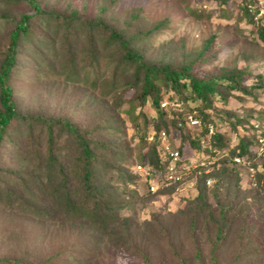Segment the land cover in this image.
<instances>
[{
	"label": "trees",
	"instance_id": "obj_1",
	"mask_svg": "<svg viewBox=\"0 0 264 264\" xmlns=\"http://www.w3.org/2000/svg\"><path fill=\"white\" fill-rule=\"evenodd\" d=\"M117 1L103 0L92 16H85L77 9L59 12L42 6L41 0L0 1V6L10 5L8 10L1 7L0 14L13 15L14 22L7 47L0 48V208L20 217L16 224L0 231V247L11 239L15 248L20 247L19 254L0 255V264L94 263L96 255L92 249L74 243L41 256L38 245L42 237L37 235L39 227L30 222L31 218L76 228L82 236L87 232L90 243L98 245L105 241L118 249L125 247L141 264H264V223L256 228L254 223L248 222L255 215L246 197L241 195L239 171H235V180L225 181L232 173L226 165L228 159L234 155L243 156L246 163L242 165L252 169L253 180L257 183L254 200L264 210V152L256 154L251 147L256 134L250 133L255 115L257 120L264 121V104L244 112L227 108L232 98L245 102L246 97L251 96L252 101L259 104L256 99L264 96V69L261 70L256 62H249L235 67H214L199 76L196 64L209 61L211 57L218 58L213 47L214 36L191 50L185 49L183 37L171 38L152 53L148 51L150 40L170 29V19L148 21L142 5L114 12ZM228 1L231 0H207L214 2L216 8ZM254 2L240 0L237 5H242L239 9L245 26L248 24V32L257 34L264 43V19L256 23L248 9V4ZM21 4H25L23 10ZM185 7L194 16H201L203 12L192 10L187 3ZM230 14L220 13L219 16L229 17ZM207 15L211 16L212 11ZM34 18L37 23L32 22ZM32 25L39 29L36 37H32ZM101 54L106 56L105 65L97 59ZM22 67L24 70L16 73L19 81L13 84L10 71ZM102 68L110 71L109 77L98 79L88 90L95 95L100 84L97 94L101 98L109 96L112 107L118 109L126 103L129 115L139 107V113L147 118L143 107L150 102L157 111L153 124L156 130L166 128L162 116L170 112L181 116L182 112L195 110L203 121H213L216 127L211 138L213 147L206 151L213 155V148L222 151L231 147L229 156L216 160L210 173H205L203 167L192 171L196 194L187 197L183 208L177 211L185 224L186 235L181 238L184 244L173 243L172 233L163 229L158 218H154L155 225L148 223L150 235L167 244L168 260L155 262L148 256L134 238L130 218L120 217L116 202L110 198L116 183L108 180L116 177L115 182L125 186L121 177L135 174L131 166H124L131 150L120 137L113 135L111 126L78 121L75 104L67 106L65 101L63 107H68L67 113L60 108L55 116L35 112L22 101L19 84L24 80V73L36 86L26 91L32 96L40 92L37 87L43 80H55L60 76L72 79L81 72ZM237 92L240 96L234 97ZM16 93L20 98L14 97ZM163 100L167 102L165 108L160 107ZM80 102L81 99L76 101ZM174 106L182 111L177 112ZM245 124L249 125L250 132ZM242 128L247 129V134L231 143L227 133H237ZM262 133L263 129L257 134L261 136ZM181 134L182 141L188 139L191 147L200 149L204 131L194 134L193 138L188 129ZM151 143L140 163L147 162L154 169L165 171L167 162L158 157L157 142ZM208 178L216 179L221 187L229 185L230 190L225 195L216 187L211 190ZM179 182L168 185L177 187ZM173 189L169 186L166 192ZM40 227L44 228L41 224ZM226 244L231 248L228 254L224 253ZM186 246L193 247L194 251L186 253Z\"/></svg>",
	"mask_w": 264,
	"mask_h": 264
},
{
	"label": "rangeland",
	"instance_id": "obj_2",
	"mask_svg": "<svg viewBox=\"0 0 264 264\" xmlns=\"http://www.w3.org/2000/svg\"><path fill=\"white\" fill-rule=\"evenodd\" d=\"M102 1L103 0H41V5L53 8L59 12L77 9L85 16H92L95 12V7ZM197 1L198 3L193 0H187L185 2H181V0H118L114 5L116 7V9L114 8V12H120L123 8L142 5L144 8L143 15L148 21H156L164 17L170 19V29L156 34V36L150 40L148 51L152 53L157 51L160 44L166 43V41L171 38L178 40L183 37L186 40L185 49L191 50L202 46L205 40L214 36L216 39L214 38L213 47L217 52L218 58L211 57L209 61L196 64L195 69L199 76H203L205 73L210 72L214 67H235L244 63L249 64V62H256L261 70L264 69V64L262 63L264 62V43L258 38L257 34L248 32V24L245 26V19L241 14V9H239L242 5L239 4V7L237 5L240 0H231L227 3H222L219 5V8L213 6L214 2L208 3L207 0ZM186 3L194 11H203L201 16H194L189 12L185 7ZM200 4L201 7H199ZM204 4H206L205 8H203ZM1 7L8 10L10 5L0 6V9ZM20 8L23 10L25 4H21ZM209 11H212L211 16L207 15ZM230 12L231 14L229 17L226 15L223 17L219 16L220 13L227 14ZM12 18L13 15L4 17L0 14V48L3 47V49H5L7 47L6 41L8 40L9 32L14 27ZM33 21L35 23L38 22L37 18H34L32 22ZM36 25L31 26L32 37H36L39 33L37 32L39 29ZM176 40L175 43L178 42ZM56 46L57 45L54 46L55 49ZM22 54L25 55V51ZM23 55L20 57H23ZM97 59L102 62V65L107 63L104 54L97 56ZM1 60L2 56L0 53V61ZM106 69L107 68L93 69L87 72H81L80 74L74 75L72 79L60 76L55 78V80H43L37 87L40 92L32 96L27 95L26 91L32 90L36 86L33 81L30 80L31 78H27V74L24 73V80L19 84V91H22L21 97L26 107L46 115H58L57 111H59L60 108L63 112L67 113L66 110L68 107L64 109L63 104H65V102L67 106L75 104L76 107H74V109L77 110L76 116L78 121L84 123L92 121V124L101 122L109 127L111 126L113 135L120 137L121 141L128 145L131 154L127 162L124 163V166L126 168L131 166V170L136 175L131 172L134 176H119V178L121 177L123 182L126 183L125 186L124 183L119 184L115 182L116 177L108 180L107 182H112V184L116 183V187L111 189L110 198L116 202V209L120 217L125 216L130 218L134 238L144 251L147 252L148 256L155 262H161V260L165 261L169 259L167 244L150 235V229L148 230V225L150 224L148 223H151L152 226L154 218H158L160 225L164 227L163 229L165 231L169 229L170 233H172L173 238L170 237V240H172L173 243L181 242L184 244L181 238L186 235L184 229L185 224L178 217L177 211L183 208L187 197H193L196 194L193 182L194 174L191 173L192 175L190 174L188 176L183 175L179 179L174 180L180 181L176 187V185H168L173 181L165 184L166 181L163 179L164 171L161 172V169H154V167L147 162L144 164L140 163L142 154L151 146V142H157V145L159 144L157 140L160 139L161 131H166L167 134L175 132L172 115L166 114L162 116L166 122V128L156 130L153 124L156 123L157 120V118H154L155 115L157 116V111L150 102L143 107L147 116V118H144V116L139 113V107L130 115L127 113L129 106L126 103L118 109L112 107L110 105L111 98L109 96L101 98L97 94L101 88L100 84L98 85L95 95L90 93L91 91L88 90V88H92L95 81L102 77H109L110 71ZM20 70H24V68L22 67L19 70L13 69L10 71V81L13 84H17L19 81V76L16 73L20 72ZM31 74V76L34 77L35 74ZM249 81H251V78ZM235 94L234 97L240 96L239 92ZM19 96L20 95L17 93L14 94L15 98H20ZM68 97L69 99L66 100ZM78 99H81L80 103H76ZM246 99L248 100L242 102L241 100L232 98L227 108H234L238 112H244L250 107L257 109V106L264 104V96H259L258 99H256L259 101V104L252 101L251 96L246 97ZM216 104L219 108L222 107L221 103L216 102ZM256 119L257 117L255 115V120ZM227 135L231 137L234 136L232 132L227 133ZM173 140L174 137L171 141ZM204 143L205 145H209L207 142ZM255 149H257L256 146ZM229 150L230 148L224 149V153L222 154L219 152L218 156H213L215 157L214 159H219L221 156L228 154ZM188 151L192 154L194 149L190 147ZM204 156L208 157L207 155ZM214 159L211 161H214ZM226 165L229 168V173L232 172L231 175L227 177L228 179L225 180L227 183L235 180V171H239L240 173L239 183L241 186V195L242 197H246L249 209L251 213L255 215L254 219L248 220V222L254 223L256 228L263 226L264 210L259 208V205L257 206L254 200L258 191L257 183L253 180L254 172L249 167H245V165L233 164L231 161H228ZM206 169L209 171L211 167H207ZM233 173L234 175H232ZM159 182L161 184H159ZM169 186L174 187L172 192H166ZM209 187L211 190L213 187H216L221 195H225L230 190L229 185L224 187L218 185L216 179H212L209 182ZM151 188H153V190H151ZM236 188L232 193H236ZM19 220L20 217L18 214L0 208V231L8 229ZM31 221L35 226L39 227L40 232L37 235L42 237L40 240L41 243L38 245V251H40L41 256H47L52 253L51 251H55V249L61 246L74 243L76 246H86L92 249L94 255H96L93 264H141V261L129 254L125 247L124 250L118 249L105 241L100 242L98 245L95 242L90 243L87 238V232L82 236V234L80 235L76 231V228H70L66 225H53L33 218L30 219V222ZM40 224L44 226V228H41ZM32 229L35 232V229ZM12 241L13 240L9 239L8 243H4L0 247V255L19 254L20 247L15 248ZM131 242L133 243L134 241ZM223 248L225 250L224 253L228 254V250L231 251L230 246L227 244L224 245ZM192 251H194L193 247H190V249L187 246L185 247L186 253L190 254Z\"/></svg>",
	"mask_w": 264,
	"mask_h": 264
},
{
	"label": "built area",
	"instance_id": "obj_3",
	"mask_svg": "<svg viewBox=\"0 0 264 264\" xmlns=\"http://www.w3.org/2000/svg\"><path fill=\"white\" fill-rule=\"evenodd\" d=\"M249 12L253 14V20L258 23L262 18L264 19V0H255L254 3L248 4ZM167 105L166 100L160 102V107L165 108ZM175 108V106H174ZM177 112H181L182 109L177 107L175 108ZM172 118L176 117L178 119L177 126L180 128L183 125L182 120H184L185 125L189 128H199L201 121L196 117L195 111L194 112H182V120H179L178 115H174L170 113ZM175 133V132H174ZM172 133V135L174 134ZM161 139V140H160ZM160 139H159V149L160 152L159 157L162 159L163 162H167L165 165L164 171V180L172 181L179 179L183 175L191 174L193 169L197 168L198 166H207L209 161L200 154L199 152L195 151L192 155L187 152V147L184 145L179 149V136L175 143V147L172 146V142L170 140V135L167 134L166 131L160 132ZM261 146L259 147V154L264 150V141L263 139H259ZM238 161V159H236ZM162 172V171H161ZM160 172V173H161ZM153 190V188H151Z\"/></svg>",
	"mask_w": 264,
	"mask_h": 264
},
{
	"label": "clouds",
	"instance_id": "obj_4",
	"mask_svg": "<svg viewBox=\"0 0 264 264\" xmlns=\"http://www.w3.org/2000/svg\"><path fill=\"white\" fill-rule=\"evenodd\" d=\"M195 110H188V111H186V113L187 112H194ZM171 113V112H170ZM183 115V114H182ZM182 115L180 116L179 115V120H182L183 118H180V117H182ZM196 117H198V119L201 121V124H200V126H199V128H189L187 125H185V121L184 120H182V122H183V125H182V127H178L177 126V122H178V119L175 117H173L172 118V120L174 121V124H173V126H174V128H175V133L172 135V134H169L170 135V140H172V138L174 137V140L173 141H171L172 142V146H174L175 147V143H174V141H176L177 140V138H178V136H179V140H180V144H179V149H181V147L182 146H186L187 148V152L189 153V151H188V148H190L191 147V145H190V143H189V140L188 139H186V140H184V141H182V134H181V131L182 130H184V131H186V129H188V131L190 132V134H189V136H191V138H193V137H195V135H192V134H196V135H200L201 133H203V131H204V136H202L203 138H201V146H200V149L199 150H197V149H195V148H193L194 149V151H193V153L195 152V151H197V152H199L200 154H202L203 156L204 155H207L208 157H205L206 159H207V161H209V163H208V165L207 166H198V167H203L204 168V172L205 173H209L210 172V170L209 171H207V167H211L212 166V164L214 163V162H216V160H218V159H214L215 157H213V156H218V154H219V152H221L222 154L224 153V150H222V151H218V150H216V149H212V151L214 152V154L213 155H211V154H209L206 150H211V148L213 147V143L211 142V138H213L214 137V134H215V131H216V127H215V124H214V122L212 121H203L202 120V118L200 117V116H198L197 114H196V111H195V114H194ZM175 125H176V127H175ZM246 125V127H247V129H248V131H249V129H250V127H251V125H252V128H251V134L252 135H255L256 134V137H255V139L253 140V145L251 146L252 148H254V151H256V154H258L259 155V147L261 146V142H260V140L259 139H263V141H264V121H260V120H251V123H250V127H249V125L248 124H245ZM204 129V130H203ZM247 129H244V128H242V129H239V131L237 132V133H234V132H232L233 134H234V136L233 137H231V136H228L227 135V137H229V139H230V141H231V143H233V142H235V141H237L238 140V138L237 137H241V136H245L246 134H247ZM262 129H263V133H262V135L261 136H259V134H257L258 132H260V131H262ZM181 130V131H180ZM202 130V131H201ZM181 138V139H180ZM158 142H159V140H157ZM204 142H207L209 145H205V143ZM159 145V144H158ZM158 145L156 146V153H157V155H158V157H159V155H160V152L158 151V149H159V147H158ZM255 146L257 147V149H255ZM228 148H230V150H231V147H227L226 149H228ZM230 150L228 151L229 153H230ZM264 152V150L260 153L261 155H262V153ZM192 153V154H193ZM190 154V153H189ZM191 154V155H192ZM227 156H229L228 154H226V155H223V156H221L220 158H223V157H227ZM243 156H241V155H234L233 157H230L229 159H228V161H231L233 164H244V158H242ZM160 158V157H159ZM161 159V158H160ZM212 159H214V161H211ZM236 159H238V161L236 160ZM227 161V162H228ZM246 163V162H245ZM197 167V168H198ZM193 173V172H192ZM212 179H210V178H208V180H207V184L209 185V182L211 181ZM166 181V180H165ZM172 181H174V180H172ZM169 182H171V181H166L165 182V184H167V183H169ZM193 182H194V184H195V176L193 177Z\"/></svg>",
	"mask_w": 264,
	"mask_h": 264
}]
</instances>
